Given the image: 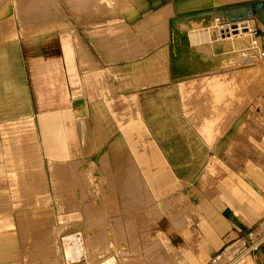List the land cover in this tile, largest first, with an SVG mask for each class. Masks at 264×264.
Returning <instances> with one entry per match:
<instances>
[{
	"label": "crops",
	"instance_id": "crops-1",
	"mask_svg": "<svg viewBox=\"0 0 264 264\" xmlns=\"http://www.w3.org/2000/svg\"><path fill=\"white\" fill-rule=\"evenodd\" d=\"M174 24L171 59L100 57L98 34L90 44L60 39L58 46L20 29L2 38L0 192L17 205L15 193L40 190L42 160L50 161L54 187L72 160H108L112 174V143L123 137L135 171L127 192L139 183L163 212L156 236L164 257L175 264H264V102L250 90L257 72L244 66L261 58L237 52L223 61L193 59L188 45L189 59H178ZM45 201L35 193L29 207L48 216ZM10 216L0 211V264L19 250Z\"/></svg>",
	"mask_w": 264,
	"mask_h": 264
},
{
	"label": "rangeland",
	"instance_id": "rangeland-1",
	"mask_svg": "<svg viewBox=\"0 0 264 264\" xmlns=\"http://www.w3.org/2000/svg\"><path fill=\"white\" fill-rule=\"evenodd\" d=\"M144 1L148 4V10L140 13L134 21L136 16L131 19L119 0H0V40L10 32L12 36L15 35L14 30L19 29L21 36L35 34L55 46H58L60 39H70L76 45L84 38L89 43L93 39L90 37L98 34L100 49L97 48L98 44L94 47L100 57L171 59L168 51V47L171 48L169 28L179 16L176 27L186 34L199 29L210 30L213 39L216 42L219 40L217 43L235 40V45L224 50L212 44L198 48V41L189 43L192 52L190 56L220 59L228 53L239 52L248 57L251 52L258 54L264 47V32L258 30L259 23L264 29V20L260 19L256 9L247 16L227 12L219 18L216 8L207 16L192 10L201 3L200 0ZM203 1L209 5L215 4L214 0ZM261 1L264 3V0ZM166 8L169 9L165 11ZM184 16L186 19L183 20ZM238 20L247 24L244 27L246 31L241 33L242 37L235 34L233 40L221 39V31L225 34L231 24ZM138 40L142 42L141 48L139 52H133L131 46ZM125 44L130 47H125ZM180 46H177L178 52ZM246 51L250 52L246 54ZM247 61L244 66L258 74L250 90L257 91L260 101L264 102V60L257 59L253 61L254 64L251 60ZM36 121L37 126L43 124V113L37 116V120L35 118V124ZM2 127L0 121V162L5 161L6 155L2 144ZM40 129L36 128V134L42 141L44 136ZM116 139L117 142L112 143V174L108 160H72L69 163L70 170L63 168L59 171L60 180L54 187L53 175H46V171L51 172L50 161L47 166L46 161L42 160L40 171L43 170L44 186L36 185L40 190L31 191L30 194L28 191H22V195L15 193L20 197L15 200L17 205L1 207L0 211L11 214L19 246L17 256L8 259L7 264H98L110 256L113 257L112 261H116L112 264H175L171 258L162 255V241L156 236L157 219L163 212L158 209L156 202L146 200L139 183H133V191L129 188L127 192L126 183L130 187V174L135 171L131 170V160L125 161L123 137ZM116 157L120 159V168L115 167ZM135 186L139 190H135ZM62 187H68L69 191H60ZM35 193L45 194V204L50 206L48 216L44 208L29 207ZM167 211L171 209L166 207L164 212ZM78 232L84 239V253L78 259L67 262L62 251L63 237ZM41 245L44 246L39 249Z\"/></svg>",
	"mask_w": 264,
	"mask_h": 264
},
{
	"label": "bare ground",
	"instance_id": "bare-ground-1",
	"mask_svg": "<svg viewBox=\"0 0 264 264\" xmlns=\"http://www.w3.org/2000/svg\"><path fill=\"white\" fill-rule=\"evenodd\" d=\"M169 1V0H168ZM193 1H196V0H193ZM118 2V1H117ZM119 2L122 4H118L119 6L121 5V7L123 9H125L126 13L128 14V16L133 19L135 16L136 18L134 19V21L138 18L139 14L140 13H144V12H147L146 10H148V4L147 2H145L144 0H119ZM153 2V1H152ZM199 2H201L200 4L198 5H195L196 7H194L192 10H196V13H203L205 14L206 16L213 13L214 12V9L216 8L217 10V14L219 16V18L222 17V15H224V13H230V14H233V15H244V16H247L249 15L250 13H252L255 9L257 10L258 12V15L260 17V19L264 20V3H262L261 0H214L215 4H220V5H209V4H206V1H203V0H200ZM213 2V0H212ZM110 3V2H109ZM112 3L114 4L115 1ZM170 3V2H169ZM195 3V2H193ZM262 3V4H261ZM109 5V4H108ZM110 6V5H109ZM112 6V4H111ZM118 6V8H119ZM218 6V7H216ZM115 7H117V5L115 4ZM109 9V8H108ZM169 9V8H166L165 11ZM260 9V10H259ZM171 10V9H170ZM164 11V12H165ZM110 12V11H108ZM173 12V11H172ZM219 12V13H218ZM118 13V12H117ZM163 13V11H162ZM175 13V12H174ZM159 14V13H158ZM167 14H170V13H167ZM213 15V14H212ZM216 15V14H215ZM157 16V15H156ZM190 16V15H189ZM217 16V17H218ZM186 16L182 17V19H186L185 18ZM152 18V17H151ZM178 18L179 16L177 17V21L175 22L174 24V28L175 30L171 32V35L172 36H175V41L173 43V48H174V52H173V56L176 57L177 54H179V57L178 59H189V47H188V43L189 41L192 42H196L198 41L199 45H198V48H206L209 47L211 44L214 45V46H218V47H221L223 50L224 49H227L229 48L230 46L232 47L233 45H235V40L232 41V42H223V43H217L214 39H213V36L210 32V30L206 31V30H198V31H193L192 33H190L191 31H188L189 34L187 35L184 31H181L180 29H178L176 27V23L178 22ZM199 18V17H198ZM195 19V18H194ZM148 20V19H147ZM152 21V20H151ZM206 21V20H205ZM50 24V23H49ZM114 25V24H113ZM43 26V25H42ZM244 27H247V24L245 21H241L239 22V20L236 22V23H232L231 26L229 27V29L226 31V33L224 34L223 31H221V39H226V40H233L232 36L233 35H237V36H241L243 33V31H246V28ZM43 28V27H42ZM204 29V28H203ZM42 30V29H41ZM232 30H235V31H232ZM237 30V31H236ZM149 31V30H148ZM147 32V31H145ZM215 33V32H213ZM224 34V35H223ZM247 34V33H246ZM67 35V34H66ZM141 35V34H140ZM145 35V34H144ZM54 36V35H53ZM236 36V37H237ZM246 36V35H245ZM243 35V37H245ZM242 37V36H241ZM68 38V36H67ZM235 38V37H234ZM238 39V38H237ZM244 39V38H243ZM250 39V38H249ZM203 40V41H201ZM248 40V39H247ZM252 40V39H251ZM243 41V40H242ZM241 41V42H242ZM250 41V40H249ZM253 41V40H252ZM159 42V41H158ZM241 42H239L241 44ZM246 43V41H244ZM243 42V43H244ZM244 43V44H245ZM69 44V43H68ZM147 44V43H146ZM141 45H142V42L140 40H138L137 43H134L132 44L131 48L133 49H138L137 52H139L140 48H141ZM178 45H181L179 47V52H178V49H177V46ZM203 45H205L203 47ZM245 46H247V44H245ZM238 47V46H236ZM234 48V47H233ZM156 51V50H155ZM212 51V50H211ZM242 52H245V51H242ZM250 52V51H249ZM246 51V54L249 53ZM72 53V52H71ZM236 53V52H235ZM234 53V54H235ZM253 53L254 52H251L249 54V58H252L253 57ZM226 54V53H224ZM233 54L232 53H228L226 54L225 56H222L220 57V59H235V55L232 56ZM257 55V54H256ZM241 56V55H240ZM260 56V55H259ZM258 56V57H259ZM192 57H194L193 59H203V57L199 56V55H193ZM191 57V59H192ZM238 57V56H237ZM244 58V55L242 56ZM256 57V56H255ZM216 58V57H215ZM218 58V57H217ZM254 58V57H253ZM257 58V57H256ZM255 58V59H256ZM261 58V57H260ZM205 59V57H204ZM239 59V57H238ZM245 59H247V55L245 56ZM216 60V59H215ZM251 60V59H250ZM254 60V59H253ZM262 60V59H261ZM223 61V60H222ZM225 61H228V60H224ZM232 61V60H231ZM245 61V60H244ZM257 61V60H256ZM259 61V60H258ZM223 62V64H224ZM230 62V61H229ZM227 63V62H226ZM239 63V62H237ZM254 64V62H252ZM222 64V65H223ZM230 64V63H229ZM260 64V62L258 63ZM220 65V64H219ZM226 65V64H225ZM228 65V64H227ZM237 65V64H234V66ZM261 65V64H260ZM233 66V64L231 65ZM230 66V67H231ZM258 66V65H257ZM229 68V66H227ZM259 67V66H258ZM214 69V68H213ZM219 70V69H218ZM81 182V181H80ZM9 203V196H8V193L6 194V192H0V208L5 206V205H8ZM262 228H264V225L262 226ZM79 234L78 233H74L73 234H67L63 237V250H64V255H65V261H74L76 259L79 258V255L81 253H84V239H83V236L82 235H77ZM114 243V242H113ZM112 243V244H113ZM120 243V242H119ZM115 244V243H114ZM118 244V243H117ZM122 244V243H120ZM44 246V245H43ZM42 245L39 247V249H41L43 247ZM113 246V245H112ZM124 246V245H122ZM116 247V246H115ZM120 248H123V247H120ZM113 257L110 256L108 258H104L100 261V263L98 264H112V263H115L116 261H112Z\"/></svg>",
	"mask_w": 264,
	"mask_h": 264
},
{
	"label": "built area",
	"instance_id": "built-area-1",
	"mask_svg": "<svg viewBox=\"0 0 264 264\" xmlns=\"http://www.w3.org/2000/svg\"><path fill=\"white\" fill-rule=\"evenodd\" d=\"M259 55H260L261 59L264 60V47H262V48L259 50Z\"/></svg>",
	"mask_w": 264,
	"mask_h": 264
}]
</instances>
